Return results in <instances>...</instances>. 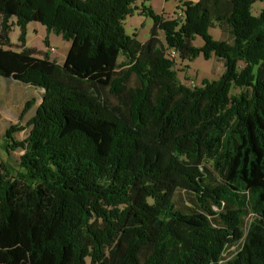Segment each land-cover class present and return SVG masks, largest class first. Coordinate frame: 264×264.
Masks as SVG:
<instances>
[{
  "label": "trees",
  "instance_id": "16d2710c",
  "mask_svg": "<svg viewBox=\"0 0 264 264\" xmlns=\"http://www.w3.org/2000/svg\"><path fill=\"white\" fill-rule=\"evenodd\" d=\"M142 2L0 0V77L40 91L0 144V264H264V0ZM29 23L69 42L63 64L25 46ZM199 55L222 72L190 88L174 61Z\"/></svg>",
  "mask_w": 264,
  "mask_h": 264
},
{
  "label": "rangeland",
  "instance_id": "374dc122",
  "mask_svg": "<svg viewBox=\"0 0 264 264\" xmlns=\"http://www.w3.org/2000/svg\"><path fill=\"white\" fill-rule=\"evenodd\" d=\"M198 0H143L142 3L146 7L151 9L157 14H163L166 19H174L178 16V8L185 2L196 3ZM141 2L137 1L136 6L139 8ZM178 6V8H177ZM263 8L261 1L255 2L251 7V14L253 16L258 15L259 11ZM12 22L14 19L11 20ZM123 27L127 35H137V39L144 43L149 38V32L152 27V21L148 17L141 16L139 11H135L132 16H127L123 21ZM209 33L214 39L220 37L217 27L209 30ZM19 30L16 26H13L9 34V40L13 51H18L19 45L17 37ZM45 37V29L38 23H29L26 26V40L25 46L30 48H36L42 52H49L51 57L55 59L58 64H63L66 53L69 47V42L63 40L60 36L55 34L50 35V46L45 47L43 39ZM159 39L163 41V34L159 32ZM49 43V41H48ZM195 46H201L202 41L199 37L194 40ZM53 48L54 51L50 52L49 49ZM174 70L177 73V78L184 85L193 88L200 86L203 79L209 81L216 80L218 75L222 72L221 63L217 60H205L202 55H199L193 61H181L175 59ZM27 88L19 82H10L0 77V144L2 136L5 130L14 126L18 129L14 133L16 140H23L27 136L30 127L28 121L34 115L35 110L40 102L39 92H33L30 89L19 90L16 87ZM233 93L236 90L232 91ZM31 101L28 108L26 103ZM21 152L16 151L10 154V163H15ZM6 159L5 151L0 147V161ZM192 197L183 193L182 191H175L173 200L174 203L182 207L185 204H189ZM87 264H89L87 262Z\"/></svg>",
  "mask_w": 264,
  "mask_h": 264
},
{
  "label": "crops",
  "instance_id": "0c3cea01",
  "mask_svg": "<svg viewBox=\"0 0 264 264\" xmlns=\"http://www.w3.org/2000/svg\"><path fill=\"white\" fill-rule=\"evenodd\" d=\"M51 34H52V33H49V34H48L49 47H51V46H50V35H51ZM45 35H46V32H45ZM48 53H49V52H48ZM49 58H50L51 60H54V61H55V59L51 57V54H50V53H49ZM55 62H56V61H55ZM56 63H57V62H56ZM26 87H27V86H26ZM16 88L19 89V90L30 89V90L33 91V92H34V91H35V92H40V91H37V90H35V89H33V88H29V87H27V88H24V87L21 88V86H17ZM5 160H6V159H5Z\"/></svg>",
  "mask_w": 264,
  "mask_h": 264
},
{
  "label": "built area",
  "instance_id": "2783aa9c",
  "mask_svg": "<svg viewBox=\"0 0 264 264\" xmlns=\"http://www.w3.org/2000/svg\"><path fill=\"white\" fill-rule=\"evenodd\" d=\"M182 9H183V8H182ZM178 10H179V12H178V16H177L176 18H178V17H180V16H183V11L180 10L179 8H178ZM49 51H50V52H53L54 49H53V48H50ZM171 55H172V56H175V53H174V52H171Z\"/></svg>",
  "mask_w": 264,
  "mask_h": 264
}]
</instances>
